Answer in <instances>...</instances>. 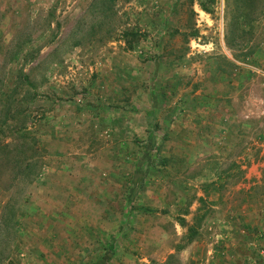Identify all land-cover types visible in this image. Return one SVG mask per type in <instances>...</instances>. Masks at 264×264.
Returning <instances> with one entry per match:
<instances>
[{"label":"rangeland","instance_id":"1","mask_svg":"<svg viewBox=\"0 0 264 264\" xmlns=\"http://www.w3.org/2000/svg\"><path fill=\"white\" fill-rule=\"evenodd\" d=\"M244 15L253 19L249 26ZM124 32L137 34L133 50ZM231 33L244 39L233 37L229 48ZM262 54L264 0H0V122L10 108L17 115L1 128L3 139L25 125L37 142L26 154L29 165L0 161V264H209L216 247L224 261L238 259L223 240L230 239L228 219L215 218L210 203L198 200L237 193L221 183L230 165L208 158L209 165L177 172L172 156L156 150L179 100L195 91L217 104L259 97L264 111V77L241 65L264 71ZM129 119L150 137L125 135ZM259 128L264 138V112ZM164 160L166 168H158ZM115 164L118 182L110 184ZM261 178L255 193L264 195V166ZM100 190L117 193V201L85 200ZM99 211L118 216L102 218L104 234L94 242L81 227L93 225ZM179 218L199 223L190 244ZM232 221L234 243L247 247L258 225L249 221L245 231L241 218ZM260 222L264 227V216ZM110 230L116 233L109 237ZM110 238L116 249L109 250ZM251 254L239 259L264 264Z\"/></svg>","mask_w":264,"mask_h":264},{"label":"crops","instance_id":"2","mask_svg":"<svg viewBox=\"0 0 264 264\" xmlns=\"http://www.w3.org/2000/svg\"><path fill=\"white\" fill-rule=\"evenodd\" d=\"M261 57H263V60L261 59L260 62L264 64V54ZM227 60L230 59L227 58ZM241 65L252 73L264 75L263 69L256 64L247 65L242 63ZM199 73L200 69L197 68V74ZM248 82L251 83L250 81ZM215 100L210 97L201 96V90L195 91L193 98L185 99L184 101L179 100L176 108L177 115L173 118V122L169 121V129L164 134L162 142L159 143L156 151L161 153L165 158L166 155L168 157L171 155L177 172L178 170H186L188 167L190 170H193L195 165H209L206 163L208 158H211L212 165H230L224 174L225 179L221 183L224 186H232L237 193H215L206 197H199L198 200H207L210 203L211 214L215 215V218L228 219L227 229L230 233H226L225 238L232 239L233 236L238 237L237 233L232 231V226L233 230L235 228V223L232 221L233 218L239 217L243 220L242 228L246 229L245 231H250L249 228L253 224L258 225L257 227L259 228L256 236H252L254 240L248 242L247 247H242L239 243L236 245L234 239H223L224 243H230L232 245L229 247L225 244V247H228L230 249L229 252L238 259H234L233 262L224 261L221 255H219L223 248H221V251L216 252V247L213 251L214 257L209 259L211 261H209L210 263L208 260L207 262L209 264H250L252 258H247L246 261L243 259L244 262L239 259V257H242L244 251L247 250L251 251V255L256 256L259 262H264V258L257 255V251L264 247V227L259 225L262 224L260 221L261 217L264 216V195L255 193L257 187L263 185L261 171L264 166V145L262 141L263 134L259 130L264 112L262 99L253 96H243L241 99L231 97L227 101H220L218 99L217 101L220 104H217ZM217 105L222 108H219ZM156 110H158V113H155L159 115V120H161L160 117H163L164 113H162L161 108ZM185 112L187 113L185 114ZM145 115L150 118L151 114L144 113ZM149 118L147 119L146 117L144 120L150 122L152 118L150 120ZM129 120L126 125L125 135L134 136V134H137L140 137L141 134H144L150 137L149 129L146 131L145 129L144 131H138L133 124V119ZM140 125L142 126V124ZM155 131L159 133V131ZM152 136L156 137L155 134ZM117 147V149L115 148V154L118 152V149L120 150V145ZM148 148L150 146L142 149L146 151ZM118 155V153L115 155L116 158ZM162 162L159 163L158 168L165 169V165L167 164L165 160ZM115 165H111L110 167L111 176L108 178L110 184L112 181L115 184L118 182L116 178L118 167L117 164ZM180 165H184L185 167L182 168ZM234 172H239V177L236 179L234 178ZM176 176L177 179L175 178L174 182L180 186L182 184L180 181L181 174L179 176L175 174ZM211 182L214 185H218L215 179ZM112 189L110 187V191ZM117 195V193L105 194L100 190L98 193H89L85 200L91 199V201L105 203L106 201H117ZM179 200L181 199L179 198ZM198 200L193 199L190 211L196 206ZM93 215V221H97L89 226L82 224L81 228H83V231L87 230L88 237L93 234V241L95 242L98 238L100 239L99 236L95 237V234H104L100 226L101 223H105L102 221V218H108L110 220L111 217L115 219L118 215L117 212L113 213V211H103L102 213L99 211ZM180 216L185 218L183 215ZM87 217H91V215L88 214ZM249 221H252L253 224ZM244 222H247L245 223L247 225H244ZM222 224L224 227L225 222L222 221ZM245 231H239V233L244 234L242 236L248 239L251 234ZM110 232L109 237L116 233L111 230ZM115 238L116 236L114 235V242ZM108 244L109 250L116 249L113 245L115 243H113L111 238ZM61 263L64 264L63 261ZM65 264H68V262Z\"/></svg>","mask_w":264,"mask_h":264},{"label":"trees","instance_id":"3","mask_svg":"<svg viewBox=\"0 0 264 264\" xmlns=\"http://www.w3.org/2000/svg\"><path fill=\"white\" fill-rule=\"evenodd\" d=\"M109 1L114 2L115 0H109ZM245 4H247L248 6H251L252 3H245ZM200 7H201V10L207 12V9L204 5L201 4ZM237 9H240V7H238ZM243 19H244V22H243L244 25L242 24L243 26H246V23H247V26H249V23L253 21V19H249V18L247 19L246 15H244ZM246 21H248V22H246ZM195 34H197V32H195ZM234 34L235 33H231V35H233L232 37L225 38V41H226L228 47L229 46L232 47V45L234 43V39H236V38H240V39L243 38L244 39L243 35L235 37ZM130 37H131V39L129 40ZM136 37H137L136 33H132V32H124L123 33V38L125 40V43L127 44L128 50L134 49ZM233 37H234V39H233ZM22 82L27 87H31V83H30L29 77L27 75H22ZM27 95H29V92H27ZM5 97L7 98V102H8L9 98L7 96H5ZM16 117H17V115L15 116V115L11 114V108H10L6 111L4 119L2 120V122H0V134H1V136H0V161L7 162V165H11V164L12 165H29L31 162L28 161L27 159H25V158H28L26 156V154L28 152H30L31 150H33V145H36L37 142L34 139H32L31 137H29L28 135H26L25 125H22L13 133L15 136L14 138L12 137V139H10L9 141H4V139H3L4 133L1 130V128L3 127V125L7 126L8 122H10V120L16 119ZM27 141L29 142V144H26ZM16 174L17 173L14 174V177L16 176ZM28 174L29 173H27V175ZM3 209H4V207H3ZM143 211H146V210H143ZM177 222L180 226L187 227V235H186L185 239L187 240V244L192 243L198 234L196 229H197V225L199 223L195 222V225L188 226L185 219H183V218H179L177 220ZM15 225H16V223H15Z\"/></svg>","mask_w":264,"mask_h":264},{"label":"built area","instance_id":"4","mask_svg":"<svg viewBox=\"0 0 264 264\" xmlns=\"http://www.w3.org/2000/svg\"><path fill=\"white\" fill-rule=\"evenodd\" d=\"M263 77H264V75H263ZM262 141H263V144H264V138H263ZM257 255H260V256H262L264 258V247L257 251Z\"/></svg>","mask_w":264,"mask_h":264}]
</instances>
